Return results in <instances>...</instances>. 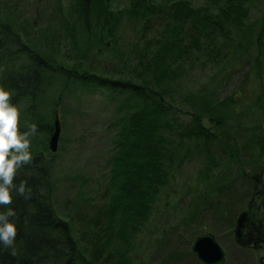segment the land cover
Returning a JSON list of instances; mask_svg holds the SVG:
<instances>
[{
	"label": "trees",
	"instance_id": "obj_1",
	"mask_svg": "<svg viewBox=\"0 0 264 264\" xmlns=\"http://www.w3.org/2000/svg\"><path fill=\"white\" fill-rule=\"evenodd\" d=\"M53 1H46V6ZM70 1V15L66 14L63 24L56 19L57 27L51 30L42 13L34 20H24L23 0H0V87L11 93L10 102L22 107L21 117H25L26 124L36 125L35 136L44 142V151L33 148L32 163L19 169L13 181L16 186L27 181L30 199L13 189L12 204L0 206V212L7 208L16 212L9 221L17 229V255L12 256L11 249L0 244V264H90L80 250L70 219L58 217L51 199L54 169L47 142L54 131L55 113L62 126L58 140V148L62 149L69 133L67 127L71 130L74 122L70 116L80 117L77 121L82 123L90 117L92 107L106 101L114 104L115 117L108 126L114 130L112 147L107 159L108 186L114 193L109 196L105 188L103 200L107 203L98 215L104 220L106 217L108 224L116 222L126 233L136 220L148 222L147 215L168 181L166 168L176 165L179 156L175 140L211 141L215 135L206 130L203 119L225 131L230 121L228 113L226 116L230 100L218 104L220 101L208 94L190 97L189 115L193 120L189 127L176 119L180 113L172 103H184L175 87L183 75L181 64L199 51L204 36H211L216 26L223 28L222 22L230 16L226 8L243 0H210L211 4L225 1L226 7L218 17L207 8H191L186 0H167L165 4L129 0L130 6L121 11L111 10L114 0ZM19 15L24 19L19 20ZM124 20L138 25H131L134 43L128 62L120 68L129 78H104L81 66L75 69L63 63V43L68 60L78 54L89 61L84 55L93 50L99 58L110 53L114 56ZM29 21L34 26H46L47 31L32 32ZM152 32L155 37L147 38ZM71 97L75 103L68 113L65 100ZM26 124L19 125L27 131ZM93 137L100 136L91 131L84 139ZM221 194V199L227 195L226 191ZM72 204L76 206V199Z\"/></svg>",
	"mask_w": 264,
	"mask_h": 264
},
{
	"label": "rangeland",
	"instance_id": "obj_2",
	"mask_svg": "<svg viewBox=\"0 0 264 264\" xmlns=\"http://www.w3.org/2000/svg\"><path fill=\"white\" fill-rule=\"evenodd\" d=\"M46 1L49 0L40 3L23 0L22 10L26 18L19 15V20H34L42 13V19L50 24L51 30H55L57 21L63 24L64 19L68 18L66 14L70 15L72 3L70 0H54L50 6H46ZM156 1L159 4L167 2ZM186 1L193 9L207 8L214 17L220 16L221 9L226 7V0L218 4L208 3L210 0ZM129 6V0H114L111 10L121 11ZM228 9L230 16L228 21L222 20L223 28L217 29L220 26H216L211 36H204L198 45L199 51L181 64L183 75L175 87L184 103L176 99L178 102L172 103V106L180 113L176 114V119L189 127L193 120L189 115L192 109L189 98L208 94L215 96L220 101L218 104L230 100L226 111L230 121L224 127L225 131L216 128L207 118L203 119L206 130L215 135L211 141L175 140L180 147L176 153L178 156L179 151L176 165L171 164L166 168L168 181L152 212L148 213L146 224L138 219L128 227L130 230L126 233L116 222L108 224L106 217L104 220L98 215L107 203L103 200L105 192L107 195L105 188L110 191L107 159L114 130L108 126L115 117L114 104L106 101L92 107L90 117L82 123L77 121L80 117L68 114L74 122L71 123V130L67 127L69 133L66 146L62 149L58 148L57 142L56 150L51 152L53 132L49 137L47 149L52 153L53 162L50 165L54 169L51 199L58 217L70 219L80 250L90 264H185L194 261L191 251L196 255L192 247L197 237H203L207 231L214 229L212 226H216V222L213 219L218 212L221 213L220 219L228 226L230 212L225 202L214 203L220 200L217 190L226 189L234 165L239 168L243 160L248 162L249 158L260 163L255 143L257 145L262 138L259 130L264 126V0H243L242 3L228 6L226 13ZM50 19H53L52 23ZM126 21H123V28L118 32L122 39L118 41L114 56L110 53L105 58H99L93 50L84 55L89 61L78 54L68 60L65 54L67 48L63 43V63L75 69L81 66L104 78H129L128 73L120 68L128 62L134 43L135 31L131 25H138L126 24ZM29 22L32 32L47 31L46 26L42 28ZM154 37L153 32L147 35L149 39ZM138 45L142 44L138 42ZM241 59L242 63H238ZM65 102L70 113L75 99L71 97ZM14 106L19 110V124L25 126V117H21L22 107ZM217 110L224 112L222 107H217ZM20 125V131L25 132L26 128ZM91 131L100 137L84 139ZM29 139L30 152L33 148L44 151L42 138L32 136ZM112 193L114 191H110L109 196ZM228 196L229 192L225 200ZM75 199L74 207L72 203ZM228 239L226 233L223 243L227 244Z\"/></svg>",
	"mask_w": 264,
	"mask_h": 264
},
{
	"label": "flooded vegetation",
	"instance_id": "obj_3",
	"mask_svg": "<svg viewBox=\"0 0 264 264\" xmlns=\"http://www.w3.org/2000/svg\"><path fill=\"white\" fill-rule=\"evenodd\" d=\"M259 131L262 138L255 146L260 163L249 158L248 162L243 160L239 168L234 165L226 189L217 190L220 200L214 203L225 202L230 212L228 226L220 219L221 213L218 212L216 218L219 219H213L216 222V226H212L214 229L202 235L212 236L220 254L219 259L203 261L191 251L194 261L185 264H264V126ZM224 191L229 192L228 201L225 200L227 195L221 199ZM226 233L229 239L224 244L222 239Z\"/></svg>",
	"mask_w": 264,
	"mask_h": 264
},
{
	"label": "clouds",
	"instance_id": "obj_4",
	"mask_svg": "<svg viewBox=\"0 0 264 264\" xmlns=\"http://www.w3.org/2000/svg\"><path fill=\"white\" fill-rule=\"evenodd\" d=\"M10 100L11 93L0 87V206L12 204L13 189L26 200L30 199L31 189L26 188L27 181H21L19 186L13 181L19 169L32 163L29 137L37 134L35 124H26L28 130L20 131L19 110ZM15 216L16 212L11 208L0 212V244L10 248L12 256L17 255L14 243L17 229L9 218Z\"/></svg>",
	"mask_w": 264,
	"mask_h": 264
},
{
	"label": "water",
	"instance_id": "obj_5",
	"mask_svg": "<svg viewBox=\"0 0 264 264\" xmlns=\"http://www.w3.org/2000/svg\"><path fill=\"white\" fill-rule=\"evenodd\" d=\"M60 134V121L58 118V114L55 113L54 119V131L51 137L50 142V151L54 152L56 150L57 142ZM211 235H206L203 237L197 238L194 246L192 247L195 255L203 261L215 260L219 259L220 254L218 252L217 246L214 244ZM219 262V261H218ZM222 262H220L221 264Z\"/></svg>",
	"mask_w": 264,
	"mask_h": 264
}]
</instances>
